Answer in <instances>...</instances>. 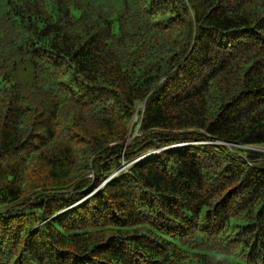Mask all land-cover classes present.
Listing matches in <instances>:
<instances>
[{"label": "trees", "instance_id": "obj_1", "mask_svg": "<svg viewBox=\"0 0 264 264\" xmlns=\"http://www.w3.org/2000/svg\"><path fill=\"white\" fill-rule=\"evenodd\" d=\"M264 0H0V264H264Z\"/></svg>", "mask_w": 264, "mask_h": 264}, {"label": "rangeland", "instance_id": "obj_2", "mask_svg": "<svg viewBox=\"0 0 264 264\" xmlns=\"http://www.w3.org/2000/svg\"><path fill=\"white\" fill-rule=\"evenodd\" d=\"M261 150H263V151H264V148H262Z\"/></svg>", "mask_w": 264, "mask_h": 264}]
</instances>
